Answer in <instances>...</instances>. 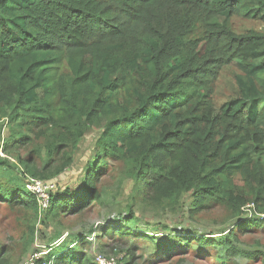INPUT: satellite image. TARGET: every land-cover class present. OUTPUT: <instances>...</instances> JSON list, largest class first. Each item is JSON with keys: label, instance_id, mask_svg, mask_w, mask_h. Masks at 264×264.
<instances>
[{"label": "trees", "instance_id": "1", "mask_svg": "<svg viewBox=\"0 0 264 264\" xmlns=\"http://www.w3.org/2000/svg\"><path fill=\"white\" fill-rule=\"evenodd\" d=\"M236 15L264 22V0H0V120L11 130L4 151L23 142L24 131L41 128L45 165L57 152L59 161L50 168L19 161L31 176L54 181L88 129L101 130L81 184L57 191L47 218L97 202L108 159L133 181L126 225L137 205L173 209L188 193L196 210L213 203L233 218L248 206L264 214V34L237 32ZM234 62L243 65L237 96L216 104L215 83ZM58 95L62 103L51 104ZM31 153L40 157L38 148ZM10 165L0 156V169ZM0 203L40 214L35 196L13 176L0 175ZM251 224L261 222L234 227L243 233ZM100 232L137 235L115 225ZM192 239L236 253L232 230ZM173 245L157 248L169 254ZM5 253L0 244V264ZM47 259L94 264L65 246Z\"/></svg>", "mask_w": 264, "mask_h": 264}, {"label": "rangeland", "instance_id": "2", "mask_svg": "<svg viewBox=\"0 0 264 264\" xmlns=\"http://www.w3.org/2000/svg\"><path fill=\"white\" fill-rule=\"evenodd\" d=\"M231 23L237 32L253 30L264 34V22L260 20L236 15L231 18ZM242 67L241 63L234 62L223 69L215 83L216 104L237 96L235 76L242 73ZM65 73L63 69L61 80ZM258 77L264 80V73ZM57 102L62 103L59 95L51 100V104ZM24 132L28 137L23 142L15 143L4 151L11 130L7 119L0 120V156L12 164L0 169V175L13 176L21 185H25L27 176H34L25 171L19 159L29 158L39 168L48 158L40 135L41 128ZM100 132L99 129H88L71 153L72 163L52 178L57 189L52 196L57 191L67 187L75 189L81 184L79 180L95 156V141ZM35 148L40 149V157L31 153ZM67 150L70 152V146ZM262 155L264 164V153ZM60 156L57 152L45 166H55ZM122 168V163L108 159L105 174L99 182L100 198L76 215H60L58 219L51 220L46 217V211L36 217L27 207L0 203V244L6 251L4 264H39L40 261L51 264L48 254L58 246L84 253L94 264H97L96 257L99 256L105 259L114 257L116 264H264V214L257 213L253 206L245 208L240 217L233 218L227 207L221 204L209 203L193 209L192 196L188 193L173 209L165 206L154 208L152 204L145 207L137 205L134 208L137 217L126 225L125 215L134 191L133 181L119 176ZM252 219L259 220L261 224H251L249 231L243 233L234 227L243 220ZM108 225L131 227L137 235L106 233L101 236L100 231ZM225 230H232L237 235L232 244L236 253L232 255L227 251L228 245L202 246L198 239H192L196 236H223L227 232ZM165 242L175 244L169 254L157 248Z\"/></svg>", "mask_w": 264, "mask_h": 264}, {"label": "built area", "instance_id": "3", "mask_svg": "<svg viewBox=\"0 0 264 264\" xmlns=\"http://www.w3.org/2000/svg\"><path fill=\"white\" fill-rule=\"evenodd\" d=\"M24 186L30 194L35 196L39 212L46 211L50 207L52 193L56 190V184L54 181H44L38 178L27 176ZM96 261L97 264H116L114 257H110V259H105L99 256L96 257Z\"/></svg>", "mask_w": 264, "mask_h": 264}]
</instances>
